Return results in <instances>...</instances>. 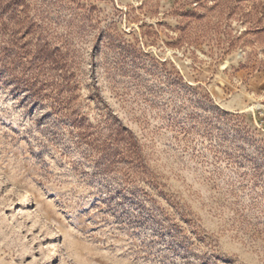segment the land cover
<instances>
[{"label": "rangeland", "instance_id": "374dc122", "mask_svg": "<svg viewBox=\"0 0 264 264\" xmlns=\"http://www.w3.org/2000/svg\"><path fill=\"white\" fill-rule=\"evenodd\" d=\"M0 264H264V0H0Z\"/></svg>", "mask_w": 264, "mask_h": 264}, {"label": "trees", "instance_id": "16d2710c", "mask_svg": "<svg viewBox=\"0 0 264 264\" xmlns=\"http://www.w3.org/2000/svg\"><path fill=\"white\" fill-rule=\"evenodd\" d=\"M110 207H115V209H116L117 211L119 210L118 206H116L114 203H111V204H110ZM117 214H118V212H117Z\"/></svg>", "mask_w": 264, "mask_h": 264}]
</instances>
